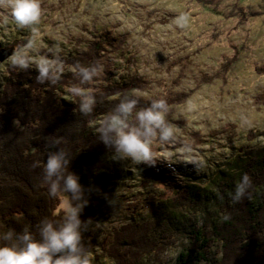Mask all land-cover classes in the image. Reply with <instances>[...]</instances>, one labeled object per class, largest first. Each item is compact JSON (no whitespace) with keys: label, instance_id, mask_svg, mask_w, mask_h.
I'll use <instances>...</instances> for the list:
<instances>
[{"label":"rangeland","instance_id":"1","mask_svg":"<svg viewBox=\"0 0 264 264\" xmlns=\"http://www.w3.org/2000/svg\"><path fill=\"white\" fill-rule=\"evenodd\" d=\"M40 2L43 16L29 70L37 71V63L59 48L64 78L78 79L66 64L69 57L103 65L94 82L84 86L95 96L136 77L140 85L129 94L144 101L166 99L168 120L177 131L173 144L154 142L155 167L115 161L106 153L99 158L101 168L79 175L86 188L100 190L90 197L88 212L94 218L85 234L93 264H115L103 256L113 229L153 218L150 205L174 218L180 229L217 219V191L207 178L238 154L264 150V0ZM10 3L0 0V51L14 52L31 33L15 26ZM180 14L189 17L186 27L175 23ZM11 70L18 69L9 58L0 62V92ZM69 89L58 84L55 91L66 106L74 104ZM98 123L90 124L92 134ZM193 191L197 198L188 193ZM260 192L264 187L253 194ZM114 193L117 206L111 208L105 194ZM185 243L179 236L175 244L146 254L142 263L177 264ZM212 250L221 257L220 244Z\"/></svg>","mask_w":264,"mask_h":264},{"label":"trees","instance_id":"2","mask_svg":"<svg viewBox=\"0 0 264 264\" xmlns=\"http://www.w3.org/2000/svg\"><path fill=\"white\" fill-rule=\"evenodd\" d=\"M66 61L73 68L91 64L78 56ZM37 76L34 70H11L0 92V228L20 230L22 225H34L45 216H59L61 212L56 211L60 202L50 198L41 183L48 144L56 138L62 141L61 147L75 156L71 170L78 175H90L101 168L100 156L110 152L97 141L96 133H91L90 124L102 120L119 102L118 97L140 85L136 77H131L121 85L107 86L96 95L98 105L93 117L84 118L76 101L66 106L55 95L58 84L71 87L78 84V79L62 76L53 86L38 83ZM150 102L140 99L139 106ZM243 174L252 180L251 197L233 203L231 193ZM206 182L217 191L213 201L217 219L207 218L209 222L201 226L180 229L174 218L150 205L147 208L153 218L114 228L103 256L115 264H143L146 254L175 244L181 236L186 243L181 246L177 264H264V192L253 194L264 187V150L234 156L224 170L212 174ZM188 193L197 196L195 191ZM88 209L82 214L84 220L94 218V212ZM217 243L222 250L220 258L212 250Z\"/></svg>","mask_w":264,"mask_h":264},{"label":"clouds","instance_id":"3","mask_svg":"<svg viewBox=\"0 0 264 264\" xmlns=\"http://www.w3.org/2000/svg\"><path fill=\"white\" fill-rule=\"evenodd\" d=\"M10 16L18 29H26L31 38L16 49L9 63L15 69L29 70L32 64L31 53L36 47L35 37L41 23L43 9L40 0H11L7 5ZM187 14L176 17L177 26L186 27ZM37 82L56 85L62 79L63 61L57 48L52 58L41 59L37 65ZM78 84L69 89V94L77 102L78 112L84 118L93 117L98 105L97 97L86 87L103 71V65H75ZM119 102L95 125L97 141L111 153L115 161H131L137 165H157L153 150L154 142L173 144L177 140L175 126L168 120L170 111L166 99H152L140 107V99L134 94L118 97ZM59 138L48 144L46 162L42 166L41 183L46 186L48 196L60 202L58 217L45 216L37 223L0 228V264H93V258L86 242L85 234L93 225V220L82 219V214L90 204L95 187H85L80 176L71 170L73 156L61 147ZM40 167L39 164L35 165ZM200 167V164H197ZM252 180L243 174L236 183L231 200L240 203L251 197ZM111 208L117 206L116 193L111 197L105 194ZM224 219H228L227 216Z\"/></svg>","mask_w":264,"mask_h":264},{"label":"water","instance_id":"4","mask_svg":"<svg viewBox=\"0 0 264 264\" xmlns=\"http://www.w3.org/2000/svg\"><path fill=\"white\" fill-rule=\"evenodd\" d=\"M12 53H13V48H9L7 50L0 51V62H3L7 58H9Z\"/></svg>","mask_w":264,"mask_h":264}]
</instances>
